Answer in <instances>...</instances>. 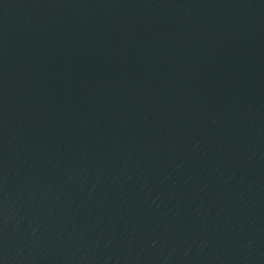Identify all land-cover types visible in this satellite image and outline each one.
Segmentation results:
<instances>
[{
    "label": "water",
    "instance_id": "1",
    "mask_svg": "<svg viewBox=\"0 0 264 264\" xmlns=\"http://www.w3.org/2000/svg\"><path fill=\"white\" fill-rule=\"evenodd\" d=\"M0 264H264V0H0Z\"/></svg>",
    "mask_w": 264,
    "mask_h": 264
}]
</instances>
